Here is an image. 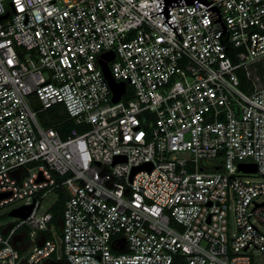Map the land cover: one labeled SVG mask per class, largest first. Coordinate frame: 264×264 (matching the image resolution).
Here are the masks:
<instances>
[{
	"label": "built area",
	"instance_id": "obj_1",
	"mask_svg": "<svg viewBox=\"0 0 264 264\" xmlns=\"http://www.w3.org/2000/svg\"><path fill=\"white\" fill-rule=\"evenodd\" d=\"M206 2L223 35L197 2L168 10L178 38L158 0H0V208L32 204L0 228V264L264 257V0ZM53 108L65 133L37 118ZM59 190L57 244L38 210Z\"/></svg>",
	"mask_w": 264,
	"mask_h": 264
},
{
	"label": "rangeland",
	"instance_id": "obj_2",
	"mask_svg": "<svg viewBox=\"0 0 264 264\" xmlns=\"http://www.w3.org/2000/svg\"><path fill=\"white\" fill-rule=\"evenodd\" d=\"M260 74L263 76V78L261 77L260 79V80L263 79L261 81L263 83L264 74L259 73V75ZM37 118L44 125H52L55 122L54 120L55 118L51 116L47 111L44 113L38 114ZM183 156L186 157L187 154L183 153ZM243 178L251 180V181L261 180V176L258 174L246 175V176H243ZM58 198H59L58 192L52 191V192L46 193L45 196L41 199L40 208L38 210V213L41 214L42 212L49 210V208L53 205L55 201L58 200ZM258 201L259 202L264 201V197L259 198ZM22 204H23L22 201H17L15 203H12V204H9V205H6L0 208V228L5 227L6 225H8L9 223L15 220V217L10 216L9 212L14 208L19 207ZM228 224H229L230 231L232 232L234 229V216L231 211L229 212V216H228ZM259 228L264 233V228L260 226ZM52 238L57 242V244H59L60 239H61L60 230L55 224L52 225ZM33 247H34L33 245H30V247L28 248L26 252H28L29 250H32ZM248 253H250L252 256V264H264V257L260 251L249 249ZM58 254L59 256H61L62 255L61 251H59Z\"/></svg>",
	"mask_w": 264,
	"mask_h": 264
},
{
	"label": "water",
	"instance_id": "obj_3",
	"mask_svg": "<svg viewBox=\"0 0 264 264\" xmlns=\"http://www.w3.org/2000/svg\"><path fill=\"white\" fill-rule=\"evenodd\" d=\"M212 1V0H211ZM159 2V5L160 7L163 9V15H164V21L167 26L170 28V29H174L177 33V37L179 38V35H178V31L177 29H175L171 22L170 21H166V19L169 17L167 12L168 10L172 7V6H178V5H188V4H192L194 2H197L203 6H205L208 10L210 11H215L216 12V15H217V19H215L214 21H219V24L221 25V34L220 35H223L225 31H227L222 23V20L220 18V15H219V12H218V9L216 6H212L210 7V5L208 4L209 2H206V0H158ZM158 13L160 12H157L155 14L158 15ZM155 14H152L151 16L155 15ZM215 15V14H214ZM214 15H212L211 17H213ZM150 16V17H151ZM213 21V22H214ZM162 22V23H163ZM228 35V34H227ZM220 38V37H219ZM220 43H221V40H220ZM222 45V44H221ZM228 48V47H226ZM225 50V48H224ZM113 58V54L110 53L106 56V60H109V59H112ZM101 64L103 66V71H104V74L108 80V82L110 83V86H111V89L114 93V96H113V101H117L121 94L124 92L125 90V84L123 82H120V83H116L114 81V79L111 77L110 73H109V70L107 68V65H106V62L105 61H101ZM120 158L119 157H116L114 162L116 161H119ZM143 166L141 167H137L135 168L132 173H131V177L132 175L137 171L139 170L140 168H142ZM239 169L243 170V171H246V172H255L256 171V166L255 164H239ZM217 169V168H216ZM31 208H32V204L31 205H23V206H20V207H17V208H14L12 209L10 212H9V215L10 216H13V217H19V218H22L24 219L31 211Z\"/></svg>",
	"mask_w": 264,
	"mask_h": 264
},
{
	"label": "trees",
	"instance_id": "obj_4",
	"mask_svg": "<svg viewBox=\"0 0 264 264\" xmlns=\"http://www.w3.org/2000/svg\"><path fill=\"white\" fill-rule=\"evenodd\" d=\"M257 72L264 74V70L262 67H259ZM238 75H239V78L241 81V88L243 90H246L247 84L244 80L242 73L238 72ZM48 113L55 118L54 119L55 120L54 125L60 131H63L65 133V131L72 125V122L67 119L65 114H61L60 116L57 117V116H55L56 114L52 111V109L48 110ZM58 193H59V198L49 208V211L52 213V224H55L59 228V223L61 220V212H62V208H63V202L65 199V194L61 190H59ZM175 264H182V262L180 260L176 259Z\"/></svg>",
	"mask_w": 264,
	"mask_h": 264
},
{
	"label": "crops",
	"instance_id": "obj_5",
	"mask_svg": "<svg viewBox=\"0 0 264 264\" xmlns=\"http://www.w3.org/2000/svg\"><path fill=\"white\" fill-rule=\"evenodd\" d=\"M52 111L56 114L55 116H60L61 114H64L61 110H60V108H53L52 109ZM56 117V118H57Z\"/></svg>",
	"mask_w": 264,
	"mask_h": 264
}]
</instances>
